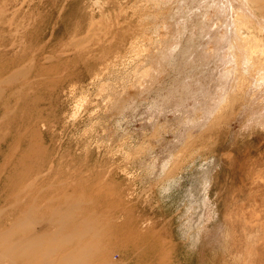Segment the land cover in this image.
Wrapping results in <instances>:
<instances>
[{"label": "rangeland", "instance_id": "rangeland-1", "mask_svg": "<svg viewBox=\"0 0 264 264\" xmlns=\"http://www.w3.org/2000/svg\"><path fill=\"white\" fill-rule=\"evenodd\" d=\"M0 264H264V0H0Z\"/></svg>", "mask_w": 264, "mask_h": 264}, {"label": "bare ground", "instance_id": "bare-ground-1", "mask_svg": "<svg viewBox=\"0 0 264 264\" xmlns=\"http://www.w3.org/2000/svg\"><path fill=\"white\" fill-rule=\"evenodd\" d=\"M227 5V4H226ZM233 16V15H232ZM237 16V15H236ZM241 21V20H240ZM239 24V23H238ZM238 31V30H237ZM237 40V39H236ZM215 41V40H214ZM238 43V42H237ZM220 45V44H219ZM227 64V63H226ZM224 71V70H223ZM227 86V85H226Z\"/></svg>", "mask_w": 264, "mask_h": 264}]
</instances>
